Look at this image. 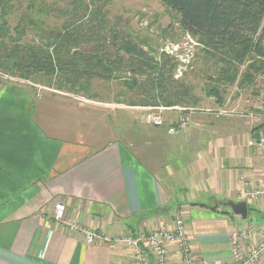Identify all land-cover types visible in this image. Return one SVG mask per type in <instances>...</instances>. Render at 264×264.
<instances>
[{"label": "crops", "instance_id": "1", "mask_svg": "<svg viewBox=\"0 0 264 264\" xmlns=\"http://www.w3.org/2000/svg\"><path fill=\"white\" fill-rule=\"evenodd\" d=\"M57 92L0 84V264L130 260L127 247L88 244L55 221L59 202L69 219L109 235L169 227L181 211L194 251L191 264H231V234L252 222L264 226V199L243 198L246 182L264 175V153L255 145L264 135L259 117L197 107L174 140L183 148L161 169L116 136L100 100ZM166 114L173 124L180 110ZM233 204H246L247 216ZM171 258L181 264L175 251Z\"/></svg>", "mask_w": 264, "mask_h": 264}, {"label": "trees", "instance_id": "2", "mask_svg": "<svg viewBox=\"0 0 264 264\" xmlns=\"http://www.w3.org/2000/svg\"><path fill=\"white\" fill-rule=\"evenodd\" d=\"M160 1L220 65L217 84L238 81L243 86L264 72V0ZM72 5L53 10L73 16L66 19L62 29L51 31L42 43H26L27 20L33 24V19L23 14L12 29L6 18L10 0H0V71L26 81L51 77L58 90L76 94L88 92L94 78L112 81L124 74L122 80L132 92L130 105L182 106L187 108L185 113L196 110L192 88L175 78L176 67L169 56L164 54L159 61L130 33L111 27L103 6L90 10L80 0ZM120 69L126 71H117ZM3 81L0 84H6ZM208 93L217 99L222 96L218 85Z\"/></svg>", "mask_w": 264, "mask_h": 264}, {"label": "rangeland", "instance_id": "3", "mask_svg": "<svg viewBox=\"0 0 264 264\" xmlns=\"http://www.w3.org/2000/svg\"><path fill=\"white\" fill-rule=\"evenodd\" d=\"M74 1L76 0H10L11 7L6 18L12 29L18 25L23 14L27 19H33V24L27 20L23 41L42 43L48 40L51 31L62 29L66 19L73 17L71 13L56 14L53 10L72 7ZM80 1L89 5L90 10L103 6L111 27L117 26L119 30L130 33L137 44L143 46L159 61L162 55L169 56L167 58H170L171 64L176 67L175 78L191 86L197 100L196 107L203 111L207 109V114L221 108L219 110L222 111L221 116L229 115L235 118L246 119L254 115L260 118V123L264 122V72L256 74L253 82H245L243 86L239 85L238 81L234 84L227 82L217 84L215 79L217 71H220V65L214 58L207 56L203 46L197 43V39L180 26L178 16L160 0ZM2 21L0 17V22ZM12 33L17 35L14 30ZM246 65L247 62L241 67V71H244ZM117 71H126V69ZM5 73L0 71V80L6 81V84L26 86L32 91L34 89L33 92L41 89V92L60 94L51 77H32L26 81L14 77L7 79ZM121 76L112 81L94 78L88 92L76 94L66 91L64 94L69 93L68 96L75 100H80L79 96L100 100L102 102L100 107L102 111H107L110 127L113 128L116 136L130 144L140 158L150 166L164 169L168 164H172L174 156L178 155L174 150L183 148L179 141H174L180 131L172 134L166 127L157 129L158 127L149 124L146 116L151 108L142 109L128 103L132 92L122 80L124 74ZM215 85L221 89L220 99L208 93ZM219 102L224 104L223 107L217 105ZM159 106L169 108L162 104ZM171 111L172 108L163 110L166 118V112ZM182 114L187 113L180 110L178 117L180 118ZM173 124L178 127L176 122Z\"/></svg>", "mask_w": 264, "mask_h": 264}, {"label": "built area", "instance_id": "4", "mask_svg": "<svg viewBox=\"0 0 264 264\" xmlns=\"http://www.w3.org/2000/svg\"><path fill=\"white\" fill-rule=\"evenodd\" d=\"M12 78L10 76H7ZM19 81V80H18ZM41 92V89H38ZM151 108L147 112V122L155 127H166L168 132L175 133L185 130L191 120L190 112L182 114L174 124H169L163 110L175 108L185 110L181 106H145ZM192 112V110H190ZM180 129V130H179ZM257 148L264 153V135H260L255 141ZM243 198L251 201L264 199V175L254 183H247ZM66 206L63 202L56 203L53 218L65 225L70 233L82 236L88 244L97 242L122 245L132 251L130 260L125 264H176L172 261L171 253L175 251L179 256V263L191 264L194 260V251L188 237V225L181 211L173 215V224L169 227H154L149 230H140L136 235L131 233H119L115 235L104 234L98 229L90 228L78 219H69L66 216ZM258 238L249 248L246 243ZM233 245L231 264H264V226H258L252 222L244 225L231 234Z\"/></svg>", "mask_w": 264, "mask_h": 264}, {"label": "water", "instance_id": "5", "mask_svg": "<svg viewBox=\"0 0 264 264\" xmlns=\"http://www.w3.org/2000/svg\"><path fill=\"white\" fill-rule=\"evenodd\" d=\"M232 207L237 214H240L245 217L247 216L248 208L246 204H233Z\"/></svg>", "mask_w": 264, "mask_h": 264}]
</instances>
